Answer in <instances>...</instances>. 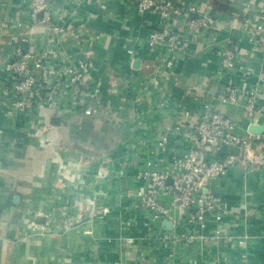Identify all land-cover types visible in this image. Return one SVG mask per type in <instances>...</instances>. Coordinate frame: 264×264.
<instances>
[{"label":"crops","instance_id":"obj_1","mask_svg":"<svg viewBox=\"0 0 264 264\" xmlns=\"http://www.w3.org/2000/svg\"><path fill=\"white\" fill-rule=\"evenodd\" d=\"M183 1L219 23L190 35L179 17L167 19L184 36L175 52L148 43L165 20L139 10L134 0H53L65 31L27 35L31 51L50 47L53 74L79 65L87 94L74 103L67 92L60 105L42 101L14 115L0 95V264H264V167L232 166L207 186L227 208L222 225L236 236L233 242L195 241L171 256L144 234L148 214L138 205V170L153 157L167 165L188 148L186 134L207 100L244 131V99L223 103L218 97L227 84L254 86L264 76V51L250 33L262 15L258 0ZM30 9L29 0H0V81L7 80L4 64L27 34L17 22H30ZM227 43L249 75L235 68L215 76ZM262 105L264 120V89ZM223 151L207 147L204 157ZM213 229L208 222L206 233ZM123 235L134 241L126 243Z\"/></svg>","mask_w":264,"mask_h":264},{"label":"built area","instance_id":"obj_2","mask_svg":"<svg viewBox=\"0 0 264 264\" xmlns=\"http://www.w3.org/2000/svg\"><path fill=\"white\" fill-rule=\"evenodd\" d=\"M29 2L31 21L17 22L18 26L26 29L27 34L21 37L20 44L14 48L12 60L4 64L7 80L0 81L2 104L9 115L32 109L42 101L48 106L60 105L67 92L71 99H66L74 103L83 101L87 94L85 71L79 65L65 64L60 67V75L53 74L49 71L50 47L33 52L25 46L29 42L27 35L38 29L60 35L65 31L64 24L57 20L53 0ZM134 2L139 10L158 12L164 18V24L152 29L147 41L152 46L162 45L167 52L181 48L184 38L181 32L172 29L167 19L179 17L185 33L190 35L213 30L219 23L212 13L183 0ZM257 5L262 15L250 33L256 46L264 51V0H258ZM237 58L234 46L227 43L218 57L215 76L220 79L235 68L249 75L250 70L239 64ZM263 89L264 76L259 75L254 86H250L249 82L243 86L225 85L218 99L223 103H237L243 98L244 111L250 124L257 112H262ZM248 126L244 131H238L235 119L207 100L203 111L186 134L190 141L188 148L173 154L167 165H163L159 157H153L138 170L136 177L142 183L136 191L138 205L140 210L148 214L144 222V234L155 249H165L169 255L175 256L180 246L195 241L222 245L236 239L222 225L227 208L207 186L211 179L223 176L232 166L242 165L250 169L264 167V133L254 134L248 130ZM167 140L168 136L162 135L159 145L164 147ZM217 146L224 149L220 156L210 159L204 157V148ZM46 217L48 221L51 220L50 213ZM166 219L172 221L171 230L163 227ZM212 221L215 229L212 234H207L205 230L208 222ZM122 237L126 243L134 241L131 235Z\"/></svg>","mask_w":264,"mask_h":264},{"label":"water","instance_id":"obj_3","mask_svg":"<svg viewBox=\"0 0 264 264\" xmlns=\"http://www.w3.org/2000/svg\"><path fill=\"white\" fill-rule=\"evenodd\" d=\"M137 63H138V60L135 62V64ZM216 91H217V87L212 86L210 87L209 93L214 95ZM261 114H262L261 112H257L256 116L254 117V119L251 121V123L248 126V130L254 134L264 133V120L261 119V116H262ZM169 181H171V179H169ZM163 227L167 230H171L172 221L168 219L164 220Z\"/></svg>","mask_w":264,"mask_h":264},{"label":"trees","instance_id":"obj_4","mask_svg":"<svg viewBox=\"0 0 264 264\" xmlns=\"http://www.w3.org/2000/svg\"><path fill=\"white\" fill-rule=\"evenodd\" d=\"M27 43H28V42H27ZM27 43H26V44H27Z\"/></svg>","mask_w":264,"mask_h":264}]
</instances>
